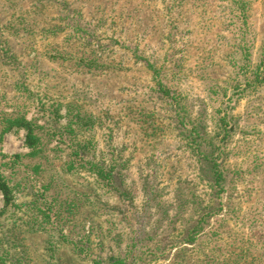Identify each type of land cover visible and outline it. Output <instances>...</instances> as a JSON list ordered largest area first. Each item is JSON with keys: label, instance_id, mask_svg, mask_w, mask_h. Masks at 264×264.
Wrapping results in <instances>:
<instances>
[{"label": "rangeland", "instance_id": "obj_1", "mask_svg": "<svg viewBox=\"0 0 264 264\" xmlns=\"http://www.w3.org/2000/svg\"><path fill=\"white\" fill-rule=\"evenodd\" d=\"M0 264H264V0H0Z\"/></svg>", "mask_w": 264, "mask_h": 264}, {"label": "trees", "instance_id": "obj_2", "mask_svg": "<svg viewBox=\"0 0 264 264\" xmlns=\"http://www.w3.org/2000/svg\"><path fill=\"white\" fill-rule=\"evenodd\" d=\"M0 191L2 192V194L5 198V203L7 205L10 204L11 197H10L9 189H8L7 185L1 181V178H0Z\"/></svg>", "mask_w": 264, "mask_h": 264}]
</instances>
